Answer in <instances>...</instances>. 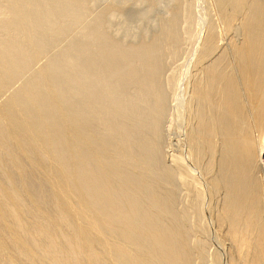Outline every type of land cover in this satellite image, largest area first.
<instances>
[{"label": "bare ground", "instance_id": "1", "mask_svg": "<svg viewBox=\"0 0 264 264\" xmlns=\"http://www.w3.org/2000/svg\"><path fill=\"white\" fill-rule=\"evenodd\" d=\"M193 1L0 0V264H264V0Z\"/></svg>", "mask_w": 264, "mask_h": 264}, {"label": "rangeland", "instance_id": "2", "mask_svg": "<svg viewBox=\"0 0 264 264\" xmlns=\"http://www.w3.org/2000/svg\"><path fill=\"white\" fill-rule=\"evenodd\" d=\"M125 1L126 2H125L124 7H126V8H124V11L122 10L123 12L122 11L119 12V14H121L122 16L119 15L117 12L119 17H118V15L117 16L115 15L116 18L114 16L112 24H114V21H115L114 27L116 29L115 30L116 34L119 33V35L121 34L120 37L122 36V37L126 38V40L124 38L123 39L126 42L128 41L127 43H129V41H131L132 39L133 40L131 42H135V41H137V39H139V42H140L141 40L145 39L144 38L145 36H143L144 34H146V37L148 39V37L150 38L154 33L158 32V30L160 28L159 27L160 26L159 25L160 19L163 18L164 15H165V17L168 16L169 14L167 12H169L168 11L169 8L171 9L176 3V0H156V3H157V5H159V8L154 7V9H155L154 10V9H150L151 7L149 8L150 5L148 4V2H145L143 0H125ZM193 2L195 5L194 6V10H195L194 14L196 12L195 18H198V19H196V21L198 20L197 22H199L197 24L202 25V26L197 25V27H199L198 32L200 31L201 34H204L205 30H206V26H208V24L210 22L217 23L219 30H221V32L224 31L223 30L224 28H222L223 24L219 20L220 15H219V9H218L216 0H194ZM156 8H158V9H156ZM164 9H165V12L163 11ZM203 26H205V27H203ZM112 27H113V25H112ZM114 27H113V29H114ZM201 27H203L204 30H202ZM149 29H150V31H149ZM115 31L113 30L112 32H115ZM125 32H127V33H125ZM125 34H128V35H125ZM141 36H143V37H141ZM185 41H184L185 44H183L182 46H186V44L188 46L187 40H185ZM172 61L173 60H168V62H169L168 64L172 65L173 64V63L171 64ZM172 114H173V112L171 111L170 115H172ZM172 116L170 117L169 121L167 122L169 124L168 125L169 128H168V131L166 133V136H169V137H166V147H167L166 150L168 151L167 152V157H168L167 159H169V154L173 150V146H174L173 143L176 140V135H175L176 132H175V130H173L174 128L171 129L172 127H174L173 126V121H174L173 119L174 118ZM167 144H168V146H167ZM228 247H229L228 244L220 247L218 244L214 243V245H212V248L210 247L211 250L208 249L209 250L208 251L209 259L210 258L212 259L214 257L216 250H219L222 253L223 261L225 262L226 256H227L226 255L227 250L229 249ZM210 260L208 261V264H210V262H211Z\"/></svg>", "mask_w": 264, "mask_h": 264}]
</instances>
